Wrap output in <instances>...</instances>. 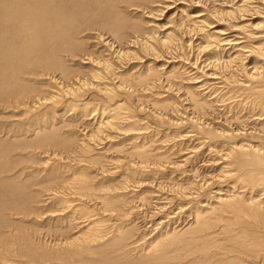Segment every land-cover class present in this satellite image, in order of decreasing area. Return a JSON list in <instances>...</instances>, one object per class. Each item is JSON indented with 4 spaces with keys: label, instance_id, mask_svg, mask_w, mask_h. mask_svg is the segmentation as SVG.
<instances>
[{
    "label": "bare ground",
    "instance_id": "obj_1",
    "mask_svg": "<svg viewBox=\"0 0 264 264\" xmlns=\"http://www.w3.org/2000/svg\"><path fill=\"white\" fill-rule=\"evenodd\" d=\"M140 1L133 3L132 0H0V44L5 45L4 48L0 46V54L6 59V66L2 68L0 74V86L4 88L10 85L6 82V76L14 66L13 62L16 60L14 57L22 55L21 50H27L31 54L32 49H36L34 46L37 45V38L46 36L45 31L48 35L51 34V28H47L50 23L45 25V21L52 22L58 18L62 23L67 18L66 24H62L65 29L62 38L51 40L52 35L48 37V42H52L51 49L63 51L68 57L72 56L73 60L78 56L81 60L85 59L86 62L83 60V63L82 61L80 63L87 64L90 70L72 74L76 69L56 64L59 61L55 63L51 52L44 51L45 55L48 54L52 58L48 61L46 59L45 63L42 61L40 67L45 69L47 76H50L47 85L52 90L48 97L38 96L35 103L32 99L33 105H41V103L56 105L60 98L70 101L79 98L78 95H88L93 92L96 95L93 98L95 103L91 104V107H88L89 102L82 103V108H79L83 111L82 114L87 116V120L90 119L89 125L93 126L95 131V133L86 131L81 134L83 138L80 146L83 149L78 152L84 158H79L78 161L85 162L87 166L83 163L84 166L80 168L85 170L87 167L91 168L94 162L91 155L98 146L101 147L102 153H107L112 148L114 149H111L112 151L123 152L128 157H132L129 164L124 167L125 173L127 171L129 175L142 176L148 174L146 172L148 171L147 176L156 179L155 174H166L168 171L176 173L175 175L181 174L184 181L190 179L187 187L181 184L177 187L175 184L156 186L147 180L148 184L139 180L137 186L153 189L148 198L160 199L164 202L161 203L162 206L156 208L157 212H163L165 204L171 207L169 205L171 202L173 206L185 205L191 201L194 204L192 209H187L191 216L189 220L188 214H185L188 215L187 220L184 218L185 215L181 214L185 221L184 228H177L178 230L169 228L173 217L164 221V217H168L167 213L169 215L171 213L169 210L164 213L165 215H161L164 219L159 223L153 222L156 233L153 228L152 232L155 235L145 238L144 233L143 236L139 234L130 242L134 227H129L123 220L117 222V216L127 220L130 216L128 213L134 211L131 209L140 206V201H135L138 206H134L133 202H128L129 198L126 199L125 194L120 192L122 190L126 193V189L129 190L133 186L124 181L123 185L102 187L91 183L90 177L87 178L82 173L79 177L74 176L73 180L76 184L70 181L65 188L72 194L77 193L82 197L93 196L96 202L98 198L99 205H102L101 211L105 213L109 211L110 215H107L112 217V222L105 224L106 220L104 221L97 213H92L91 209L74 208L75 206L71 204L72 200L65 198L63 204L68 205L64 208H72L73 214H78L73 217L76 218L72 225L75 230L70 237L65 236L67 232L65 230L63 234L65 237L54 239L55 244L51 248L48 246L50 250L45 249V254L38 255L41 259L45 256L52 257L55 264L57 261H61V264H79L80 261L77 259L82 257L83 260L84 255L87 258V255H95V253L101 255V251L107 253L110 250H113V255L117 259L114 258L113 263L107 261V258L103 261L105 258L103 253L101 264H129L123 260L124 258L119 259L126 251H134L139 257V251H144L149 257L144 255V259H149L146 261L148 264H210V258L215 255L218 256L221 264H264V0ZM120 6L134 12L135 18H123L118 11ZM132 19L135 21L130 24ZM56 27L52 28L53 31ZM85 34L88 39L79 40L78 36L84 37ZM27 39H31V42ZM90 42L98 52L86 48L88 51H84L83 44L86 46L85 44ZM76 51L84 53V57L82 58L78 52L75 54ZM45 55L41 58L44 59ZM39 57L35 59L38 60ZM29 58L32 60L33 57ZM35 59V63H32L37 66L38 62ZM33 64L32 67L35 66ZM51 69L60 71V76L56 77L57 73L49 72L52 71ZM33 75L36 77V73ZM27 91L30 92L32 89L28 87L22 92ZM253 109L260 113L257 116H254L256 113L248 116L240 114V111L248 113L247 111ZM217 112H222L225 116L221 115L222 117L215 119ZM53 122L57 123L54 120ZM55 126L57 127L51 125L54 130L60 128L58 125ZM51 136H46L47 140H51ZM62 137L63 135L61 140ZM164 137H167L166 143L162 140ZM152 138L160 145L155 147L149 145L147 141L151 142ZM108 141L114 142L106 145ZM115 142L120 146L116 147L117 143L114 146ZM125 145L130 148L126 149V152L122 150L126 148ZM169 145L177 148L181 145L175 150L177 159L173 164L163 157L164 152L160 155L158 150H153L161 148L164 151L170 147ZM168 151L166 150L165 153ZM205 152L213 160L208 164V169L211 168L209 170L214 173L206 174L207 176L203 178L200 175L202 179L200 178L199 181L196 180L198 173L197 170L196 173L194 172L195 166L191 168H194L193 172L184 167L194 156ZM119 159L122 157L117 156L109 160V163ZM206 159L203 160L207 161ZM99 167L105 170L102 168L103 165ZM191 178L195 183L193 181L190 183ZM0 186L7 190L14 189L3 176H0ZM52 188L47 184L39 192H48V197H52L57 194ZM65 188L61 192L62 196L66 194ZM109 190L114 192L106 193ZM165 192L168 196H165L167 194ZM44 197L46 198V195ZM143 198L145 201V196ZM120 200L123 202L122 207L119 205ZM185 209L186 207L179 209V213L187 211ZM222 213L223 215L232 213L234 216L229 217L234 220L231 221L233 220L236 225L240 223V228L243 230L235 231L233 227L224 226L219 228V231H211L215 222L218 221L223 225L228 222V215L226 216L228 219L223 218ZM68 219L65 221H69ZM222 219H227L225 220L227 222L219 221ZM218 222L216 225L219 227ZM221 233L222 236L225 235L224 233L227 234L226 239L222 240H227L224 243L226 247L219 246L222 243L215 240L214 234L220 236ZM5 234L7 233H1L0 229V236ZM3 239L1 238L0 242ZM216 239L220 241L221 237ZM128 244L132 245L128 246ZM220 248L225 252L219 251ZM1 254L5 252H1L0 256ZM86 258L84 262L87 261ZM98 258H96L97 262L100 260ZM131 264H143V262L136 261Z\"/></svg>",
    "mask_w": 264,
    "mask_h": 264
},
{
    "label": "rangeland",
    "instance_id": "obj_2",
    "mask_svg": "<svg viewBox=\"0 0 264 264\" xmlns=\"http://www.w3.org/2000/svg\"><path fill=\"white\" fill-rule=\"evenodd\" d=\"M132 2L137 3V2H141V1L140 0L139 1L138 0H132ZM118 11L120 12V15L123 18L125 17L127 19L128 18L129 19L135 18V15H136L134 12H131L130 10L124 8L123 6H120V9H118ZM111 13L112 12H110V14ZM55 20H57L58 23ZM55 20H52V22H49V21L46 22L45 21V25H47V23L48 24L50 23V26L53 25V27H56V26H59V27H56L55 28L56 30L54 29V31H53V29H52L53 27L49 26L47 28H51L50 29V30H52V32L50 31L51 34L48 35L47 31H45L47 38H45L46 36H44V35H43V37L41 35L40 36L42 38H45V39L37 38L38 47H36L37 45H35L34 48H36L37 50L40 49V50H38L39 52L36 49H32V52H31L32 56H31L29 51L21 50L22 55H17L16 57H14L16 59L13 62L14 66L10 69V72L6 76V82H7V84H10V85L5 86L4 88L0 86V165H1L0 166V176L5 177L7 179V181L15 189L14 190V189L8 188V190H7V188L3 189L2 186H0V229H1V233L2 232L7 233V234H5L6 236L5 235L0 236L2 239L4 238L2 240V242H0L1 243L0 253L5 252V254H1V256H0V264H55L54 263L55 260L51 259L52 257H50V256L44 257L43 256L44 258L41 259L40 255H41V253H44L45 249L50 250L49 248H51L55 244L54 239H56V238L58 239V237H59V239H61L64 232H66V231L67 232L65 233V236L70 237L73 234V230H75V228L72 225H74L76 218L74 219L73 217H76L78 214L77 213L73 214L72 208H70V209L64 208V207H67V205H68L67 203L63 204L65 201V198H67V199L69 198L70 200H72L71 204L75 206L74 208H80V209L84 208V210L91 209L92 213H97L99 216H101V218L104 221L106 220L105 224L112 222V217L109 216L110 215L109 211H107L106 213L101 211L100 208L102 205L101 204L99 205L100 200L98 198H97L98 202H96V201H94L95 197H93V196L89 197L88 195H86L85 197H82L81 195H79L77 193L72 194V192L70 190L65 188L66 187L65 185H68V183L70 181L75 182V180H73L74 176L79 177L82 173H84L87 178L90 177L91 183L92 182L94 184L96 183V185L99 184V186H102V187H105V186L106 187H112V186L114 187L115 185L119 186V184L123 185L124 181H127L128 183L131 184V186H133L129 190L126 189V193L122 190H120V192L122 194H125L126 199L129 198L128 202H130V203L133 202L134 206L137 205V203L135 201H140V203H141L140 206L137 205L138 207L131 209L134 211H133V213H128L130 216L127 218V220H125L124 217H122V216H121V218H120V216H117V222H119L120 220H123L125 222V224H127L129 227L135 228V229L134 228L132 229L131 236H134V237L130 236V239H129L130 242L134 238H136L139 234L142 235L144 233L143 235L145 238H150V236L155 235V233H156V231H154L155 224L159 223L164 218H165L164 219V221H165L169 217H170L169 220H171V218L173 217L172 218L173 221L170 222L169 228L173 227V228H175V230L177 228L178 229L184 228V225H185L184 224V222H185L184 218H185V220H187V219L189 220V218H191V216L189 214V210L192 209V206L194 205V204H192L193 203L192 201L190 202L192 205L190 203H188V204L180 205V206H175V205L173 206V203L171 202L169 204V205H171V207L168 206L167 204H165L167 206H165V205L163 206L164 210L166 207L168 210L167 209L165 211L162 210L163 212H161V213L157 212L156 208L157 207L159 208L160 206H162V204L164 202L160 199L157 200V199L151 198V197L148 198L149 194L151 193V191L153 189H146L143 186H137V182H139V180H140V182H143L144 184L145 183L148 184V182H146V180H147V181H149V183H153L156 186H157V184L158 185L165 184V185H170V186L175 184V186L177 187V185L181 184V186L187 187L190 179L188 181L187 180L184 181V179H183L184 177H182L181 174L175 175L176 173H170L168 171L166 174L159 173V175L161 174V176H159L158 174H155L156 179L147 176V175H149L148 171H146L148 174H143L144 176L146 175L145 177L143 175L137 176L136 174H131L132 175L131 176V175L127 174L128 173L127 171L125 173L124 167H126L127 163L129 164V162L132 160L131 159L132 157L131 158L128 157L123 152L117 153L115 151H112V150H114L112 148H111L112 150L110 149L109 152L102 153L101 147L99 148V146H98L95 149V151H93V152H95V154L92 152V155H91L92 161H94L92 163L93 165L91 166V168L87 167L86 170H85V168L84 169L80 168L81 166H84V164H85V166H87V164L85 162H79L78 161L79 158H84V156H82L78 152V151H81V149H83V147L80 146V145H82V144H80V143H82L81 142V138H83L82 135L86 131H91L92 133H95V131L93 129V126L89 125V124H91V122H89L90 119L87 120V116L85 114H82L83 111L79 108H82V106H81L82 103L87 104V102H89L88 107H91L90 105L95 103L94 102L95 100L93 98L96 95H94L93 92L88 93V95L90 97L87 94H82V95H78V96H80L79 98L76 97L75 99H70V101L67 99L60 98L59 102L56 105H54L53 103H41V105H37V104L33 105L38 96L48 97L51 93L52 88L49 87V85H47L48 84L47 80H49L50 76H47L45 69L40 67L43 64V62L45 63L46 61H48L49 58L51 59L53 57L52 59L53 60L55 59L54 60L55 63L58 60L59 62L56 64L63 65L65 68H67V67L73 68V70L76 69V71L73 72L72 74L77 73V72H81V71L82 72L83 71L88 72V70H90L89 66L87 64H85V63L81 64L80 63L81 61L83 63V60H84V62H86L85 59L81 60L78 56L77 59L73 60V59H71L72 56L68 57L67 54L64 53L63 51L51 49L52 42L51 41L48 42V37H50V35H52L51 36L52 39L50 38L51 40L59 39V37L62 38L61 35L65 30L64 27H62L63 26L62 24H64V25L66 24L65 20H67V18L62 23H60V19H58V18ZM134 21H135V19H132V21H130L129 23L131 24ZM59 34H60V36H59ZM55 35L58 37H56ZM78 37H79V40H81V38H82V40L88 39L87 35L84 37H81V36H78ZM27 40L29 42H31V39H27ZM40 40L41 41L44 40L45 42L42 43ZM46 40H47V42H46ZM91 43L92 42L85 44L86 46H84V44H83L84 51L86 52V51L91 49L93 51L98 52V50H95L96 47L95 48L93 47L94 44L91 45ZM0 46H2L4 48L5 45L0 44ZM95 46H96V44H95ZM85 48L88 50H86ZM34 51H35V53H34ZM44 51L51 52L52 57H49L50 55L48 56V54L45 55L46 52H44ZM37 52H38V54H37ZM77 52L78 51H76L75 54H77ZM78 53H80V52H78ZM27 54H29L30 56L29 55L26 56ZM43 55H45L44 59L41 58V57H43ZM79 55H81V57H82L84 55V53H82V54L80 53ZM18 56H19V58H18ZM38 56H40L39 58H41V59L38 58V60H36L35 58H37ZM27 57L29 60L27 59ZM29 57H33L32 58L33 61ZM34 59H35V61L38 62L37 66H36V64H33V63H35ZM5 61H6L5 57L1 56V54H0V74H1L2 68L6 66ZM17 61H19V62H17ZM16 63H17V65H16ZM32 64L35 65L36 67L35 66L32 67L31 66ZM21 65H23L22 66L23 68L21 67ZM59 65H57V66H59ZM28 67H29V69H28ZM51 70L55 71V72H52V71H49V72L54 73V74L57 73L56 77L60 76V74H59L60 71L55 70V69H51ZM33 73H36V77H35V75H33ZM39 73H41V74H39ZM44 76H46V77H44ZM86 76H88V75H86ZM83 77H85V76H83ZM43 84H45V85H43ZM28 87L31 88L32 91H30V92L27 91V92L23 93L22 91L25 89L27 90ZM32 99H33L34 103L31 102ZM41 101H43V100H41ZM83 101H86V102H83ZM62 110H63V112H62ZM79 110H80V112H79ZM58 111H59V113H58ZM78 112L80 113V115ZM247 112L248 113H246V111H240V114L248 116V114L250 115L252 113L253 114L256 113V114H254V116H257V114L260 113L256 109H253L252 111H247ZM61 113H62V115H61ZM75 113H76V115H75ZM86 114H88V113H86ZM221 115L225 116V114H223L222 112H217L215 114V119H219V117ZM53 118H55V119H53ZM53 120L56 121L57 123H54ZM63 122H65L67 124L64 125L65 123H63ZM68 124H69V126H68ZM51 125L54 127H57L55 125H58V127H60V128H57L54 130V127H51ZM59 125H61V126H59ZM69 127L71 129H69ZM153 127H154V125H153ZM61 128H64V129L61 130ZM161 128H163V127H161ZM56 130H59V131H56ZM72 132H73V134H72ZM55 133L58 134V137H59L61 142L59 141L57 134H55ZM161 134H159V135H161ZM51 135H53V136H51ZM60 135L61 136L63 135L62 140H61ZM46 136H48V137L51 136V140H47L48 137H46ZM65 136L68 139L65 138ZM70 136H72V137H70ZM53 138H54V140H53ZM116 138H114V139L116 140ZM162 140L164 141V143H166L167 137H164ZM49 141L50 142L53 141V142L50 143ZM58 142L60 143V145ZM113 142H110V143L112 144ZM147 142L149 143V145H153V147L160 145L159 142L155 141V139H153V138H152L151 142L150 141H147ZM110 143L108 141L105 144L108 145ZM116 143L117 142L114 143V146ZM124 144H126V142ZM124 144H121V146ZM106 145H104V146H106ZM118 145L120 146V144L117 143L116 147H118ZM187 145H188V143H187ZM169 146L170 147L168 149H164V151H162L163 149H161V148L159 149L158 147H157L158 149L155 148L153 150H158L160 155L164 152L163 157H165V159L168 161H172L171 164H173V161L177 159V157H176L177 155L175 154V152H176L175 150L178 149L181 145L178 148L172 147L171 145H169ZM62 147H63V149H62ZM72 148H73V150H72ZM75 148H76V150H75ZM123 148H125V147H123ZM165 148H167V147H165ZM126 149L129 150L130 148L128 146H126V148L122 149V150L126 152ZM166 150H169V151L165 153ZM183 152L185 153L187 151H183ZM63 155H64V157H63ZM201 155H203L204 158ZM117 156L120 158L122 157V159H119V161H116V160H114L115 162L113 161L117 165L114 163L110 164L109 160H112V159L116 158ZM197 156H194L192 158V160L190 161L192 163L189 162L188 163L189 165L187 164V166L184 168H187V170L190 171V169L195 166V171H194V168L191 169V171L192 172L194 171L196 173V170H197L198 177L196 178V180L200 181L203 178V176L205 177V176H207L206 174H210L211 172H213V171L209 170L211 168L208 169V164L211 162L212 158L206 152L204 154H199V156H198L199 158ZM205 156H206V158L207 157L208 158L206 159ZM195 157H197V160ZM194 158L196 161L194 160ZM150 159H152V158L150 157L149 160ZM198 159H200L203 163L201 161L199 162ZM203 159H206L207 161H204ZM150 161H148V162H150ZM197 161H198V163H197ZM199 163H201V164H199ZM100 165L101 166L103 165L104 167H102V168L103 169L105 168V170H101L100 169L101 167H99ZM113 165H114V167H117L118 169L114 168ZM106 169L107 170L109 169V170L107 171ZM202 170H203V172H201ZM112 171H113V174H111ZM132 171H134V170H132ZM204 171H205V173H204ZM121 175H122V178H123V176H124V178L125 177L126 178L128 177V178L122 179ZM200 175L202 178L199 177ZM118 176H119V178H118ZM141 177H143V179ZM147 177H148V179H147ZM157 178H159V179H157ZM174 179H176V180H174ZM117 180H119V181H117ZM129 181H131V182H129ZM192 181L194 182L195 180L193 178H191L190 183H193ZM176 182H178V183H176ZM187 182H188V184H187ZM30 183H31V185H30ZM65 183H67V184H65ZM27 184L29 187L27 186ZM47 184H48V187H53L52 189L57 191L56 192L57 194L53 195L54 197L53 196L48 197L49 196L47 194L48 192L47 193L39 192V190L43 186H47ZM75 184H76V182H75ZM59 188L61 190H59ZM64 188L66 189V191H64V193H66V194H64L62 196L61 192L63 191ZM5 190H7V191H5ZM1 191H3V192H1ZM14 192L16 193V195ZM113 192L114 191H112V190L106 191V193H113ZM128 192H130V194H128ZM165 193H167V192H165ZM2 194H3V196H2ZM95 194L99 195L98 192H95ZM13 195H15L16 197ZM45 195H46V198L45 197L43 198V196H45ZM143 196H145V201H144ZM165 196H168V193ZM25 197H28V198H25ZM165 199H166V197H165ZM121 204H123V202L120 200L119 205L121 206ZM188 205H190L191 207ZM96 206H98V207H96ZM177 207H179V208H177ZM185 207H186L185 210H187L189 208L190 209L187 211H184L183 213L182 212L179 213V209L185 208ZM99 209H100V211H99ZM61 210H63V211H61ZM169 210L171 211L170 215H169V213H167L168 217L163 218L161 215H163L165 212H169ZM58 211L60 213L62 212V214H60ZM186 212H188V213H186ZM55 213H57V214H55ZM58 213H59V215H58ZM176 213H177V215H176ZM107 214H109V215H107ZM155 214H158V215H155ZM181 214H183V216L185 214H188L189 217H187L188 215H185V217L183 218L181 216ZM172 215H175V217ZM222 215H223V213H222ZM224 215H223V218L228 217L229 219L227 218L228 220L222 219L219 221L224 222L225 220H227L228 222L225 221L224 223L227 222L226 224H228V223L229 224L231 223V224L230 225L229 224L223 225V223L221 224L220 222L217 221L218 224L220 223L219 227L216 225L217 222H215L216 224H213V228L211 227V229H210L211 231L213 230L215 232L219 228H221V227L223 228L224 226L233 227L235 229V231H242L243 230L240 228V223H238L239 225L238 224L236 225L233 221L234 220L233 218H231V219H233L231 221L229 216L231 215L233 217L234 215L232 213H226V214L224 213ZM68 217H70V218L68 219ZM186 217H187V219H186ZM62 219H63V221L60 222V220H62ZM67 219L69 221H65ZM107 219H109V220H107ZM229 220H230V222H229ZM173 222H174V224H173ZM65 223H66V225H65ZM68 224H70L71 227H73L74 229L71 228L70 225L67 226ZM131 224H132V226H130ZM178 225H181V226H178ZM232 225H234V226H232ZM9 226H11V227H9ZM63 226H64V228H66V227L67 228L64 229ZM125 227H126V225H125ZM235 227H237V228H235ZM152 228H153V231L155 233L152 232ZM63 229H64V231H63ZM230 229H232V228H230ZM68 232H70L71 234ZM224 234L225 235H223V236H222V233L220 234V236L218 234L217 235L214 234L216 242L222 243L221 245H219L221 247H226V246H224V245H226L224 243H226L227 240L222 241L223 239L225 240L227 237V234L226 233H224ZM27 235H29V236H27ZM56 235H57V237H56ZM51 236L53 239L51 238ZM65 236H63V237H65ZM216 236H218L219 239L221 237L220 241L216 239V238H218ZM224 236H225V238H222ZM35 241H37V243ZM130 245H132V244H128V246H130ZM48 246H49V248H48ZM208 251H210V248H208ZM219 251L225 252L223 248H220ZM95 252H97V250ZM112 252H113V250H110L107 253H106V251H104V252L101 251L100 252L101 255H98L99 253L98 254L95 253V255H93V254L87 255V258L85 257L86 255H84L83 260H82V257L77 259V260L80 261V263L78 261L79 264H89L90 262H91L90 264H96V263L101 264V262H102L101 259L103 257H105V258H103V261H104V259L106 261V258H107V261H110V263L111 262L113 263V262H115L114 258L117 259V257H115L113 255L114 252L113 253ZM133 252L132 251H128V252L126 251L125 254L122 255L119 259L122 260L124 258L123 260L127 261V263H129V264H131L132 262L134 263L136 261H139V262L142 261L143 264L144 263L148 264V262H146V261L149 260V259L147 260V258H149V257L144 254V251L143 252L139 251L140 257L138 255H136L135 252L134 253ZM103 253H104V256L102 257ZM108 253L112 256H110ZM38 254H40V255H38ZM83 254H86V253H83ZM105 254H107V255H105ZM142 255H143V258H141ZM144 255L147 258L144 259ZM99 256H101V258ZM108 256H110V258L111 257H113V258L110 259V258H108ZM132 256L135 260L132 258ZM137 256L139 257L138 259H140V260L137 259ZM88 257H90L91 259L93 258L95 260H93V259L89 260ZM98 257L100 258V260H99L100 263L97 262V260H96V258H98ZM85 258L87 260L86 262H84ZM77 260H75V261H77ZM210 260H211L210 264H215V263L221 264L220 259L218 258L217 255L213 256V258L211 257ZM88 261H89V263H88ZM213 261H214V263H213ZM56 264H61V261H57Z\"/></svg>",
    "mask_w": 264,
    "mask_h": 264
}]
</instances>
